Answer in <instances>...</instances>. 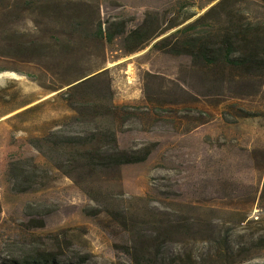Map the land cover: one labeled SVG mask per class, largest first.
I'll list each match as a JSON object with an SVG mask.
<instances>
[{
  "label": "rangeland",
  "instance_id": "374dc122",
  "mask_svg": "<svg viewBox=\"0 0 264 264\" xmlns=\"http://www.w3.org/2000/svg\"><path fill=\"white\" fill-rule=\"evenodd\" d=\"M226 37L264 0H0V262L40 218L87 264H264V66L199 56Z\"/></svg>",
  "mask_w": 264,
  "mask_h": 264
},
{
  "label": "trees",
  "instance_id": "16d2710c",
  "mask_svg": "<svg viewBox=\"0 0 264 264\" xmlns=\"http://www.w3.org/2000/svg\"><path fill=\"white\" fill-rule=\"evenodd\" d=\"M211 9L213 10L214 7ZM200 19L191 22L186 29L196 28ZM99 32L102 35L104 34L101 28ZM249 32V26L240 25L237 35H243V38H246L245 36L249 35ZM234 40L226 37L217 47L209 45L199 48L198 54L208 64L264 66V45H256L258 50L256 53H247L240 49ZM140 158L142 157L119 151L113 157V162H133L140 160ZM24 226L27 234L17 240L0 264H87L92 256L90 247H86V244L82 247L76 244L73 234L74 229L70 228L45 235H37L34 230L44 227V221L40 218H33ZM127 249L129 250V248ZM157 252L159 251L157 250ZM144 260L137 259L136 262L139 264L140 261L144 262ZM147 262L149 264H163L161 261L158 262V253H155ZM128 264H132V262L128 261Z\"/></svg>",
  "mask_w": 264,
  "mask_h": 264
}]
</instances>
